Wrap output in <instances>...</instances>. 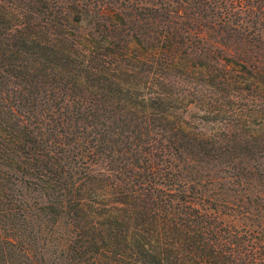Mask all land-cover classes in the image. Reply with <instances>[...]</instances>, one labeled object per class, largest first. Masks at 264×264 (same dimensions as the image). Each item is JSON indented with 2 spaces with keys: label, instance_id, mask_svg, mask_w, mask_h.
Segmentation results:
<instances>
[{
  "label": "trees",
  "instance_id": "obj_1",
  "mask_svg": "<svg viewBox=\"0 0 264 264\" xmlns=\"http://www.w3.org/2000/svg\"><path fill=\"white\" fill-rule=\"evenodd\" d=\"M216 23L264 0H0V264H264V66Z\"/></svg>",
  "mask_w": 264,
  "mask_h": 264
},
{
  "label": "rangeland",
  "instance_id": "obj_2",
  "mask_svg": "<svg viewBox=\"0 0 264 264\" xmlns=\"http://www.w3.org/2000/svg\"><path fill=\"white\" fill-rule=\"evenodd\" d=\"M144 22V21H143ZM152 25V24H151ZM151 25H146V23H143L142 31L145 33L148 32L153 35V30L147 27L153 28ZM231 23H227L224 26L218 27L217 23L211 28L206 29L203 32V35L207 39V44L212 47H218L220 51V55H226L229 57H232L233 59L237 61H254V60H261L262 66H264V41L259 40L258 38H248V41H245L244 38H242V34H239L237 31H234L232 28ZM258 26H256L257 28ZM260 33H264L263 28H257ZM253 36V35H252ZM203 122H201L202 125ZM212 123L205 122L203 123V127L210 128ZM204 127V128H205ZM206 129V128H205ZM255 193V192H253ZM208 196L200 202V205L209 213H213L214 215H218L220 219H222L224 222L227 223H234L236 225H240L241 223H244V221H248L246 218L241 219L238 216H235V213L226 209L223 200L221 199V196H216L213 198V200L206 201ZM210 198V196H209ZM218 198L217 200H214ZM199 202V200H197ZM216 203L217 206H216ZM52 257L56 258L52 255ZM57 264H61L60 260L57 259Z\"/></svg>",
  "mask_w": 264,
  "mask_h": 264
}]
</instances>
